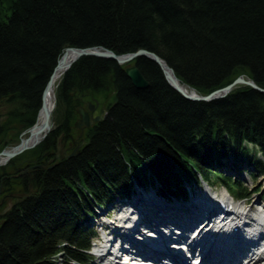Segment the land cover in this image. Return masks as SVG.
Instances as JSON below:
<instances>
[{
  "label": "trees",
  "instance_id": "1",
  "mask_svg": "<svg viewBox=\"0 0 264 264\" xmlns=\"http://www.w3.org/2000/svg\"><path fill=\"white\" fill-rule=\"evenodd\" d=\"M64 45L155 52L202 94L238 74L264 87V0H12L0 8V115L16 130L34 123ZM134 64L147 88L112 59L82 57L62 75L55 128L36 150L48 151L59 133L75 139V104L108 80L112 102L84 142L75 139L74 155L37 176L36 192L0 218V264H89L97 209L138 189L183 200L202 182L245 199L244 177L264 176L263 93L240 85L190 100L150 59ZM254 192L264 198V186Z\"/></svg>",
  "mask_w": 264,
  "mask_h": 264
},
{
  "label": "bare ground",
  "instance_id": "2",
  "mask_svg": "<svg viewBox=\"0 0 264 264\" xmlns=\"http://www.w3.org/2000/svg\"><path fill=\"white\" fill-rule=\"evenodd\" d=\"M66 47L88 48L64 45L62 50ZM102 48L109 50L105 47ZM73 55L74 52L72 50L68 51L64 62L71 60ZM87 56L104 58L84 55L78 57L77 60ZM158 56L170 66L164 58L160 55ZM139 57L146 56L142 55ZM150 60L153 61L152 59ZM134 61L135 59H133L130 64H134ZM155 64L158 66L165 80L159 65L157 63ZM61 75L62 69H59L55 73L53 84L44 98V103L50 114H52L55 108V92L60 82ZM239 75H242L246 80L253 81L259 88L264 89V87L259 86L246 74H238L233 77L229 83L233 82ZM125 76L127 77L126 74ZM177 78L179 79V85L186 89L187 92H190L191 89L198 92L192 86L186 88L183 85L187 83L183 82L178 76ZM240 85L249 86L246 85V83L237 82L234 87ZM147 86L144 88H147ZM234 87L226 95H228ZM255 90L264 94V92L258 89ZM198 93L202 94L200 92ZM80 104H82V102H80ZM80 107L83 108L82 106L78 108ZM92 107L87 106V109H84V106L83 109L88 113ZM77 110L76 112L79 114ZM42 123L43 115L39 114L37 117V125L35 129L32 130V136H30V143L39 140L43 135L44 130H40ZM49 133L50 131L46 134L44 139L48 137ZM27 137L28 133H25L23 139ZM43 141L44 140H41L40 142L42 143ZM73 145L74 144H72L69 151L74 149ZM73 151H75V149ZM5 159V156H0V164L6 163ZM154 193L155 194L145 193L144 195L139 193L140 196L129 198V206L133 208L131 213L135 214V217L133 219L131 218V223L128 225L125 226V221H122V223L108 229L102 221L98 222L97 231L99 234L102 232L101 229L104 228V230H106L105 233L109 235H105L103 240L104 245L101 247L99 246V248H96L94 251L93 249L90 250V254L92 256L96 255L98 259L94 264H124L122 261L128 259L127 255H129V253L134 256L133 259H136V257L140 258L139 256H145L142 259H138L137 264H147L149 262L157 263L156 260L150 259V257H148L149 255L160 259V263H162V261H167V264H264V207L252 210V208L246 209L241 205L229 202L232 204L231 208H222L218 205V201H229L226 192H219L217 197H214L207 188L197 191L191 188L188 190L187 196L183 200L167 199L156 192ZM120 201L121 200L118 202ZM126 215L125 212L124 217ZM260 219L263 223L260 222ZM119 251H125L124 255L126 256L123 257L122 261L113 258ZM129 259L131 258L129 257ZM132 262L133 260H131L129 264ZM163 264L166 263L163 262Z\"/></svg>",
  "mask_w": 264,
  "mask_h": 264
},
{
  "label": "water",
  "instance_id": "3",
  "mask_svg": "<svg viewBox=\"0 0 264 264\" xmlns=\"http://www.w3.org/2000/svg\"><path fill=\"white\" fill-rule=\"evenodd\" d=\"M71 50L74 52L73 57L68 62H64L66 53L68 51H71ZM84 55L85 56L91 55V56L104 57V58L112 59L120 65L126 64V66L124 67L125 74L131 80L132 84L138 88H144L147 86L148 83L146 82L145 78L141 75V73L137 69V67L134 64L131 65L130 62L139 56H142V55L146 56V57L152 59L155 63H157L159 65L160 69L162 70V72L164 74V77H165V80L167 81V83L172 88H174L177 92H179L182 96H184L185 98H188V99L212 100V99H216L219 97H223L235 86V84L237 82L246 83V85H249L250 87H252L254 89H258V90L264 92V89L259 88L256 84H254L253 81L248 80V79L247 80L244 79L242 75H239L233 82H231V83H229L223 87H220L216 90H213V91H211L205 95L199 94L194 89H191L190 92H187L186 89H184L181 85H179V79L175 75L174 70L170 66H168L164 62L163 59H161L157 54H155L153 52H150V51H147L144 49H140V50H137V51L132 52V53L115 54L111 50H107V49H104L102 47H88V48L66 47L62 51L60 58L57 60L56 65H55V67H54V69H53V71H52V73H51V75H50V77L46 83V86L42 92L41 104H40V109L38 110V113H37V117L39 114L43 115V123H42V126L40 128V130H44L43 135L41 136V138L39 140H35L32 143H30V136H32V130H34L36 125H37V118H36L35 123L32 126H30L28 129H26V131H24V133H28L27 138L21 139L19 144L12 147L10 150L0 151V156L6 157L5 161H7L11 157L16 156L17 154L23 152L24 150L32 148L35 145H37L38 143H40V141L43 140L45 138L46 134L51 130V124H50V115L51 114H50L49 110L47 109V107L44 103L45 95L53 84L55 73L59 69H62V74H64L67 71V69L74 63V61L77 60L78 57L84 56ZM183 86H185L186 88H189V85H187V84H184ZM88 106L92 107L91 104H88ZM77 111L80 115V121L77 123L76 126H78V127H81L82 125L87 126L89 124L88 113L85 112L84 109L81 107L78 108ZM98 119H99V117L97 116L94 118V121H97ZM57 157H59V156H57Z\"/></svg>",
  "mask_w": 264,
  "mask_h": 264
},
{
  "label": "flooded vegetation",
  "instance_id": "4",
  "mask_svg": "<svg viewBox=\"0 0 264 264\" xmlns=\"http://www.w3.org/2000/svg\"><path fill=\"white\" fill-rule=\"evenodd\" d=\"M87 102L88 101L82 100V104L79 106H82L83 108L85 106L84 109H87ZM99 114L100 111L96 112L95 107L88 111V126L94 123L93 117ZM7 119V115H0L1 150L2 148L9 147L8 135L13 129H15V127H17L15 123H9ZM85 127L86 126H82V128L78 129L81 132L80 135H82ZM79 136H75L74 138L77 140ZM5 138L6 141H4ZM75 139H66L63 137L62 133H59L54 137V140L52 141L53 145L48 151L46 148L36 150L35 148L39 145L38 144L24 157L14 160L11 158L6 163L7 165L5 164L6 166L0 165V218L12 207L15 202H18L36 192L33 185L35 178L43 173H46V171L53 167L55 163L69 151L72 144L75 143ZM4 142L5 145L1 147V143Z\"/></svg>",
  "mask_w": 264,
  "mask_h": 264
},
{
  "label": "rangeland",
  "instance_id": "5",
  "mask_svg": "<svg viewBox=\"0 0 264 264\" xmlns=\"http://www.w3.org/2000/svg\"><path fill=\"white\" fill-rule=\"evenodd\" d=\"M11 4H12V0H1L0 1V8H4V9L7 10L11 6ZM77 97H78V93L76 95V100H79V99H77ZM112 97H113L112 86H111V83L108 80V82L104 85L103 88H101L100 90H97V92H95V93L91 92V93H89L87 95H84V97H81L80 100H81V102H82V100L88 101L91 105H93L95 107L96 112H99L102 108L105 107V104H110V102H112ZM79 105L80 104H77V103L75 104L76 107H78ZM77 118H78L77 114L72 118V120L70 122V125H71L72 128H73V125L75 124V122H77ZM51 123H53L52 124V127H53L54 123H55L53 115L51 117ZM20 132H21L20 130L13 129L8 135V141H9L8 145H9V147L2 148V149L12 148L13 146L17 145L19 143V141H20V138L25 136L24 132L23 133L22 132L20 133ZM80 133H81L80 130L77 129V130L74 131L73 134L75 136H77V135L79 136ZM4 141H6V138L4 139ZM4 145H5V142L1 143V147H3ZM31 149H33V148H30L28 150L23 151L18 156L12 158V160L20 159L21 157H24L26 154H28L30 152ZM63 151H61V152L64 153ZM5 166H1V167H5ZM244 180L246 181L247 186L251 187L250 190H249V197L245 201L244 200H237V201H235L233 203L237 204V205H241L242 207H245L246 209L252 208V210L259 209V207H264V198H262V195H260V193L254 192V191H256V188H260V187L264 186V176H260L255 181V183H254V181L252 182L247 177H244ZM206 188L209 189V192L214 197H217V194L219 192H222V191L226 192L224 190V188H221V187H215V188L214 187H209V186H207L205 184L200 185L198 187H195V188H193V190L197 191V190L206 189ZM139 193L140 192H135L133 195H131V197L140 196ZM141 193H142V195H144L145 193L146 194H148V193L155 194L154 191L150 190V189L143 190V191H141ZM226 196L228 197L229 201L232 202L231 196L228 193H226ZM129 205L130 204H129L128 200H127L125 202L124 201L123 202H117L116 205L113 208H108L107 211L106 210H101L100 211L99 209H97L96 212H97V214L99 213V216H98L97 219H93L92 222L96 223V225H97L99 221H102L106 225V227L108 229L113 228L114 225L122 223V221H125V226H126L129 223H131V218L133 219L135 217V214L131 213L133 211L132 210L133 208L131 206H129ZM125 212H126L127 215L124 217ZM107 213H110V214H108V217L106 216ZM104 232H106V230L105 231L102 230V232L100 233V236L96 240L93 241V246H94L93 251L95 250V246L96 247L97 246L101 247L102 245H104V241L103 240H104V237L106 235V234H104ZM107 235H109V234H107ZM119 253H123V252H119ZM96 261H97V258H96ZM188 263H189V261H188Z\"/></svg>",
  "mask_w": 264,
  "mask_h": 264
}]
</instances>
